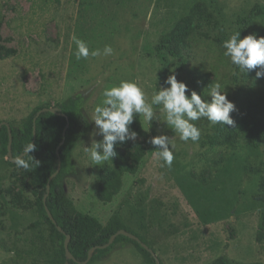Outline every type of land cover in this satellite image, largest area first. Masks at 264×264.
I'll return each instance as SVG.
<instances>
[{"label": "rangeland", "instance_id": "rangeland-1", "mask_svg": "<svg viewBox=\"0 0 264 264\" xmlns=\"http://www.w3.org/2000/svg\"><path fill=\"white\" fill-rule=\"evenodd\" d=\"M256 6L264 8V0H0V122L18 126L39 106L83 95L91 131L74 150L75 174L65 185L80 212L106 225L118 211L160 264H212L221 256L232 264H264V144L233 155L176 137L169 167L147 143L157 135L156 125L137 115L132 127L142 138L118 145L112 161L96 165L85 152L102 139L93 133V112L106 87L136 81L150 102L170 70L183 76L178 59L158 55L155 47L191 10H212L233 32L238 18ZM263 27L264 17L254 16L250 34ZM73 36L90 51L110 45L114 53L77 60ZM191 56L190 65L214 80L213 65L224 55L199 41ZM228 71L222 67L221 74ZM160 131L172 135L169 128ZM118 173L113 190L108 181ZM32 179L0 154V264H13L17 255L26 264L63 258L37 216ZM91 264L146 263L133 246L118 245L109 258Z\"/></svg>", "mask_w": 264, "mask_h": 264}, {"label": "trees", "instance_id": "trees-1", "mask_svg": "<svg viewBox=\"0 0 264 264\" xmlns=\"http://www.w3.org/2000/svg\"><path fill=\"white\" fill-rule=\"evenodd\" d=\"M259 15L264 17V8L256 6L247 17L238 18V28L230 32L212 10L195 8L183 18L182 24H176L166 32L155 47L158 55H168L178 59L179 71L183 72L179 80L186 82L190 88L200 92L202 87H206L209 83H222L228 92V99L236 106V111L231 114L234 125L212 124L206 118L193 123L201 131L200 139L196 142L213 149L226 148L233 155L247 147L264 144V78H256V71L259 69L250 71L248 75L240 73L239 69L231 64L230 59L224 56V59L213 65V80L208 71L190 65L191 51L195 43L208 41L223 55L225 51L222 47L223 41L236 31L241 32V38L249 35L253 18ZM256 35L264 36V27ZM222 67L229 69L225 75H223L225 72L221 74ZM206 94L207 90H205ZM83 102L84 96L77 94L62 103H57L54 106L58 109L57 113L42 112L38 116L40 111L49 108L39 106L18 126L9 123L13 138V157L21 154L27 143L33 142L35 127L36 151L31 155L40 161V166L33 167L29 171L33 178L37 216L50 227L51 238L63 255V258L55 264L100 262L109 258L118 245L133 246L146 264H156V259L138 241L119 234L121 231H126L149 246L145 237L125 225L118 211L110 217L106 225H103L98 219L80 212L66 192V180L75 174L74 150L91 131V123L83 111ZM8 145L9 130L3 125L0 127V154L8 157ZM59 161H61V169L51 180L48 190L49 178L57 172ZM120 175L121 173H118L116 180L108 181L111 189L118 190ZM46 208L51 212L56 225L49 218ZM261 228L264 230V218ZM114 235L117 236L112 244L104 247ZM67 236L70 238L66 247ZM68 253L73 259L68 257ZM11 262L26 264L27 259L25 256L17 255L11 259ZM212 264L232 263L221 256Z\"/></svg>", "mask_w": 264, "mask_h": 264}, {"label": "clouds", "instance_id": "clouds-1", "mask_svg": "<svg viewBox=\"0 0 264 264\" xmlns=\"http://www.w3.org/2000/svg\"><path fill=\"white\" fill-rule=\"evenodd\" d=\"M73 40L77 46V60L114 53L110 45H105L102 52L100 49L90 51L85 41L75 36ZM222 47L225 49L223 55L230 59L240 73L248 75L250 71L259 69L256 71V78H264V36L249 34L241 38V32L236 31L223 41ZM102 96V104L96 106L93 112V133L102 139L92 140L91 146L85 148L96 165L116 158L118 153L115 149L118 145L129 141L135 143L142 138L132 127L137 121V115L143 118L145 124L151 127L156 125L157 135L150 136L147 143L155 149V155L169 167L174 159L176 137L184 142L199 141L201 131L193 122L206 118L212 124L234 125L231 114L236 111V106L228 99V92L222 83H209L198 92L179 80L176 71L170 70L163 83H159V89L153 92L150 102L143 87L130 80H121L118 85L106 87ZM154 106L159 108V112L154 110ZM161 115L164 117L163 125L160 123ZM162 126L171 129L172 135L161 132ZM35 151L36 145L29 142L23 147L21 154L13 157L12 162L24 170L38 168L40 161L31 155ZM8 255L15 256V252Z\"/></svg>", "mask_w": 264, "mask_h": 264}, {"label": "water", "instance_id": "water-1", "mask_svg": "<svg viewBox=\"0 0 264 264\" xmlns=\"http://www.w3.org/2000/svg\"><path fill=\"white\" fill-rule=\"evenodd\" d=\"M57 108L56 107H52V108H45V109H43L42 111H40L39 113H38V116L42 113V112H51V113H57ZM7 126V128H8V130H9V145H8V158H9V161L11 162V163H13L12 162V160H13V154H12V142H13V138H12V130H11V128H10V125L8 124V123H6V122H1L0 123V127H2V126ZM68 127V126H67ZM67 127H66V129H67ZM66 129H65V131H64V135H65V132H66ZM35 139H36V132H35V127H34V140H33V143L35 142ZM60 169H61V161H59V163H58V169H57V172L55 173V174H53L50 178H49V182H48V190L50 189V182H51V180L59 173V171H60ZM46 198H47V195L44 197V202H46ZM46 211H47V214H48V216H49V218L51 219V221L56 225V221L54 220V218H53V216H52V214H51V212L49 211V209L48 208H46ZM59 229V231H62L61 230V228H58ZM119 234H122V235H125V236H127V237H129V238H131V239H134V240H136V241H138L147 251H149L150 253H151V255L156 259V253H155V251L152 249V248H150L149 246H147V245H145L144 243H142L141 241H140V239L138 238V237H136L135 235H132V234H130V233H127L126 231H121ZM117 235H114L111 239H110V241H109V243L106 245V246H104V247H107V246H109L110 244H112V242L114 241V239H115V237H116ZM69 236H67L66 237V247H67V244H68V241H69ZM103 248V247H102ZM68 255V257L70 258V259H73V257L71 256V254H67ZM156 264H160L159 262H158V260L156 259Z\"/></svg>", "mask_w": 264, "mask_h": 264}]
</instances>
